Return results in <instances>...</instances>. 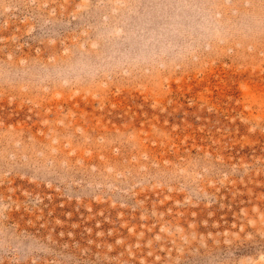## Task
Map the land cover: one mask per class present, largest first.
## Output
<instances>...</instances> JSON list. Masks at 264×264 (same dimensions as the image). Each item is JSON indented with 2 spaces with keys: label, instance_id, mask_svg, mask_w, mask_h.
Here are the masks:
<instances>
[{
  "label": "rangeland",
  "instance_id": "obj_1",
  "mask_svg": "<svg viewBox=\"0 0 264 264\" xmlns=\"http://www.w3.org/2000/svg\"><path fill=\"white\" fill-rule=\"evenodd\" d=\"M0 264H264V0H0Z\"/></svg>",
  "mask_w": 264,
  "mask_h": 264
}]
</instances>
